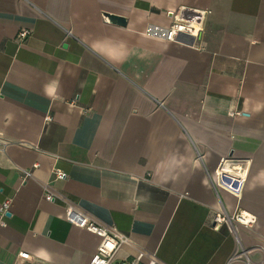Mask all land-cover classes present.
I'll use <instances>...</instances> for the list:
<instances>
[{
  "label": "crops",
  "instance_id": "0c3cea01",
  "mask_svg": "<svg viewBox=\"0 0 264 264\" xmlns=\"http://www.w3.org/2000/svg\"><path fill=\"white\" fill-rule=\"evenodd\" d=\"M184 9L202 31L170 41ZM46 185L131 238L118 261L264 264V0H0V264L97 251Z\"/></svg>",
  "mask_w": 264,
  "mask_h": 264
},
{
  "label": "built area",
  "instance_id": "2783aa9c",
  "mask_svg": "<svg viewBox=\"0 0 264 264\" xmlns=\"http://www.w3.org/2000/svg\"><path fill=\"white\" fill-rule=\"evenodd\" d=\"M204 11L195 10L193 12H187L181 10L177 13H170L173 17V22L166 32V38L170 41H179L185 35L193 37L194 40L198 38L203 28ZM30 34V31L23 30L19 33L20 38H26ZM30 171L25 170V176L30 175ZM55 176L57 179H65L66 173L56 169ZM217 181L220 187L230 191L235 195L242 193L245 178L241 174V168H236V173L227 171L224 166L217 172ZM45 199L48 201L60 200L65 204V217L66 219L88 231L98 235L101 238L97 251L91 257L88 264H155V261L151 259L145 252L141 251L135 256L127 257L123 260H116L117 251L125 244L131 243V238L121 233L115 226H109L98 222L91 217L84 208L69 199L62 193H57L53 188L45 186ZM11 208V200H5L0 206V216L2 220L1 225H5L4 218L8 217ZM238 217V218H237ZM237 219L245 220L239 215H236ZM214 221L217 223L230 222V218L225 213L217 212L214 216ZM149 258L147 263H144V259ZM31 256L28 252H20L16 255L12 264H23V261L30 260Z\"/></svg>",
  "mask_w": 264,
  "mask_h": 264
},
{
  "label": "water",
  "instance_id": "95a60500",
  "mask_svg": "<svg viewBox=\"0 0 264 264\" xmlns=\"http://www.w3.org/2000/svg\"><path fill=\"white\" fill-rule=\"evenodd\" d=\"M107 16L110 18V20L111 21H113V22H117V23H119V24H125V22H126V20H125V18H123V17H120V16H116V15H112V14H107ZM185 39H189L188 41L187 40H185L186 42H188V43H191L192 41H193V37H190V36H188V35H185V36H183ZM10 214V213H9ZM8 214V215H9Z\"/></svg>",
  "mask_w": 264,
  "mask_h": 264
},
{
  "label": "bare ground",
  "instance_id": "6f19581e",
  "mask_svg": "<svg viewBox=\"0 0 264 264\" xmlns=\"http://www.w3.org/2000/svg\"><path fill=\"white\" fill-rule=\"evenodd\" d=\"M245 213H246V212H245ZM245 213H244V214H245ZM246 218H247V217H246Z\"/></svg>",
  "mask_w": 264,
  "mask_h": 264
},
{
  "label": "rangeland",
  "instance_id": "374dc122",
  "mask_svg": "<svg viewBox=\"0 0 264 264\" xmlns=\"http://www.w3.org/2000/svg\"><path fill=\"white\" fill-rule=\"evenodd\" d=\"M235 171V170H234Z\"/></svg>",
  "mask_w": 264,
  "mask_h": 264
}]
</instances>
